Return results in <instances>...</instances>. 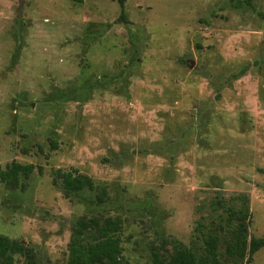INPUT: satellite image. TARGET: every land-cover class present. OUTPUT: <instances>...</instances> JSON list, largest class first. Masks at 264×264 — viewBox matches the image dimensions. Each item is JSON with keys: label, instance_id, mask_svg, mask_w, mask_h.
<instances>
[{"label": "rangeland", "instance_id": "obj_1", "mask_svg": "<svg viewBox=\"0 0 264 264\" xmlns=\"http://www.w3.org/2000/svg\"><path fill=\"white\" fill-rule=\"evenodd\" d=\"M249 2L125 0L123 22L115 0H0V166L41 168L25 190L0 182V234L65 264L79 216H119L125 263L145 264L244 194L248 239L264 237V0ZM57 168L108 199L64 197Z\"/></svg>", "mask_w": 264, "mask_h": 264}, {"label": "trees", "instance_id": "obj_2", "mask_svg": "<svg viewBox=\"0 0 264 264\" xmlns=\"http://www.w3.org/2000/svg\"><path fill=\"white\" fill-rule=\"evenodd\" d=\"M115 1L120 7L118 19L128 22L125 0ZM246 2L250 3L249 0ZM245 71L246 67H243L232 76L235 79ZM35 168L41 169L33 163H7L4 167L0 166V182L11 189L25 190L28 185L26 179ZM52 184L60 187L66 198L80 196L84 190L92 191L93 197L85 198L92 205H100L109 197L105 182H95L89 175L76 170L55 169ZM231 200L239 207L224 205L220 199L211 202L219 204L224 215L220 213L219 221L212 218L208 221L204 218L196 220L195 233L189 245L175 238H164L162 243L169 244L171 251L153 249L150 260L145 264H248L253 254L264 246V237L248 239L250 212L247 196L237 194ZM121 230L119 216H79L71 225L65 264H126L122 255ZM16 254L23 256V264H38L32 247L0 234V264H13Z\"/></svg>", "mask_w": 264, "mask_h": 264}]
</instances>
